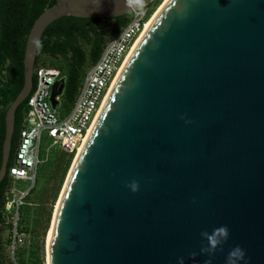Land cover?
I'll use <instances>...</instances> for the list:
<instances>
[{"label":"water","instance_id":"water-1","mask_svg":"<svg viewBox=\"0 0 264 264\" xmlns=\"http://www.w3.org/2000/svg\"><path fill=\"white\" fill-rule=\"evenodd\" d=\"M133 10L126 0H54L35 19L4 116L0 182L45 29ZM64 84L52 87L53 108ZM134 180L136 193L126 187ZM52 224L47 264H225L236 246L241 264H264V0L164 3L68 173ZM224 225L223 251L200 255L201 232Z\"/></svg>","mask_w":264,"mask_h":264},{"label":"trees","instance_id":"trees-1","mask_svg":"<svg viewBox=\"0 0 264 264\" xmlns=\"http://www.w3.org/2000/svg\"><path fill=\"white\" fill-rule=\"evenodd\" d=\"M155 2L156 0L147 6L150 7ZM53 3L54 0H0V165L4 140L5 112L21 90L24 81L23 57L26 38L35 19ZM127 17L122 16L114 19L62 17L45 29L37 47L35 65L47 55L51 63L53 62L54 67L58 68L65 77L64 91L60 96L58 107L60 114H65L70 110L87 68L97 61L105 42L115 38L120 33L127 22ZM34 83L35 78L33 76V85ZM26 112L27 100L21 103L15 111L14 131L7 168L12 165ZM61 154L55 163L57 184L50 199V207L44 209L43 206H40L43 212L40 217L44 216V220L41 221L40 218L35 222V226L42 229V238L47 229L51 208L56 200L59 185L72 156L65 153ZM40 166L38 169L41 168ZM10 181L11 179L6 173V176L0 182V241L2 233L6 232V228L1 225V213L4 207L6 189L10 185ZM36 185L37 177L30 195L26 198L25 205L20 210V229L27 234L31 233V229L27 227L26 223L27 209L33 205L31 198L35 193ZM33 232L34 237H37L38 231ZM5 242L7 247V235ZM1 249L0 242V264H11L8 257L2 255ZM39 249L40 246L36 245L33 251V256L36 258H38ZM18 262L23 264L19 259Z\"/></svg>","mask_w":264,"mask_h":264},{"label":"built area","instance_id":"built-area-1","mask_svg":"<svg viewBox=\"0 0 264 264\" xmlns=\"http://www.w3.org/2000/svg\"><path fill=\"white\" fill-rule=\"evenodd\" d=\"M120 33L103 45L97 61L83 75L77 95L68 112L60 114L59 100L53 108L50 103L52 87L65 77L61 71L42 61L35 65V83L27 98V112L19 142L7 168L10 185L6 189L1 225L6 228L7 257L11 264H19L17 253L28 234L20 229V210L25 205L37 177V169L44 162L40 153L42 133L52 139L51 147L59 152L75 155L81 147L115 75L121 68L135 40L152 17L149 6L133 10Z\"/></svg>","mask_w":264,"mask_h":264},{"label":"rangeland","instance_id":"rangeland-1","mask_svg":"<svg viewBox=\"0 0 264 264\" xmlns=\"http://www.w3.org/2000/svg\"><path fill=\"white\" fill-rule=\"evenodd\" d=\"M164 1L165 0H156V2L149 7L150 11L152 12V15L159 9V7L162 5V3H164ZM41 61L43 63H46L47 65L54 66L53 62L51 63V60L48 58L47 55H45ZM51 144H52V139H50L45 132L42 133L41 141H40L41 158L43 157L42 154H44V151H46V149H48L49 152L44 157V162L42 163V166H40L41 168L38 169L36 190L31 198V203L33 205L28 207L27 209L26 223H27V227L31 229V233L28 234L26 242L20 247L17 253V257H18L17 260L19 259V261L23 262V264H47L46 244L48 243L49 231L52 226V221L54 218V213L56 210L57 203L60 199L62 189H64L65 180L77 156L76 153L75 155H72L70 158L64 177L59 185V189L56 194V200L51 208V216L47 225L45 235L42 238L41 237L42 229L36 227L35 222L38 219L40 220V218L41 221L44 220V216L40 217V215L43 214V212L41 211L42 208H40V206H43L44 209H48L50 207L49 206L50 199L54 192V187L57 184L55 178L56 176L55 163L57 161V158L62 155L57 148L51 147ZM64 158L66 159L67 157L65 156ZM41 202L44 204H42ZM35 230L38 231L37 237H34L33 231ZM6 235H7L6 232H3L0 241L2 245L1 253L4 257L7 256L8 253L5 244ZM36 245L40 246V249L37 253L38 258L33 256V251L35 250Z\"/></svg>","mask_w":264,"mask_h":264},{"label":"clouds","instance_id":"clouds-1","mask_svg":"<svg viewBox=\"0 0 264 264\" xmlns=\"http://www.w3.org/2000/svg\"><path fill=\"white\" fill-rule=\"evenodd\" d=\"M144 2L145 0H126V4L129 8L138 9L140 11L143 10ZM181 118L183 119L184 117ZM186 123H191V121H186ZM126 187L133 193L139 191V183L135 180L127 184ZM200 235L207 241V246H201L200 255L212 257L217 251H223V245L228 241L230 233L228 227L224 225L213 228L211 233L203 231ZM245 255V251L241 247L236 246L228 252L225 258V264H241L245 259ZM196 256V252L190 253L191 259H195ZM177 264H184V259L182 257L179 258ZM205 264H212V259L209 258L206 260Z\"/></svg>","mask_w":264,"mask_h":264},{"label":"bare ground","instance_id":"bare-ground-1","mask_svg":"<svg viewBox=\"0 0 264 264\" xmlns=\"http://www.w3.org/2000/svg\"><path fill=\"white\" fill-rule=\"evenodd\" d=\"M166 1H167V0H165L164 3H166ZM164 3H162V5L159 7V9H158V10L152 15V17L150 18V20L147 22V24L145 25L143 31L141 32V34L139 35V37L135 40V42H134V44H133L131 50H130L129 53L127 54V56H126V58H125V60H124V62H123V64H122L121 68L118 70L117 74L115 75V78L113 79V82H112L111 86L109 87V89H108V91H107V93H106V95H105V97H104V99H103V102H102V104L100 105V108H99V110H98V112H97V114H96V116H95V119H94V121H93V124H92L91 128L89 129V131H88V133H87V135H86V137H85V139H84V141H83L81 147L79 148V150H78V152H77V156H76V159H75L73 165L75 164V162H76V160H77L79 154H80L81 151L83 150V148H84V146H85V143H86V141H87V138H88V136H89V133H90V131H91V129H92V127H93V125H94V123H95V121H96V119H97V117H98V115H99V113H100V111H101V109H102V107H103V105H104V103H105V101H106V99H107V97H108L110 91L112 90V88H113V86H114V84H115V82H116V80H117V78H118V76H119L121 70L123 69V67H124L125 64L127 63L128 59H129L130 56L132 55L133 51L135 50L136 46H137L138 43L140 42L141 38L143 37L144 33L146 32L147 28L149 27L151 21L155 18V16L157 15V13L162 9ZM73 165H72V167H73ZM71 169H72V168H71ZM71 169H70V171H71ZM69 173H70V172H69ZM59 200H60V199H59ZM58 203H59V201H58ZM58 203H57L56 209H57V207H58ZM55 212H56V210H55ZM53 219H54V218H53ZM52 223H53V221H52ZM52 225H53V224H52ZM51 230H52V226H51L50 231H49L48 242H49V239H50V237H51Z\"/></svg>","mask_w":264,"mask_h":264}]
</instances>
